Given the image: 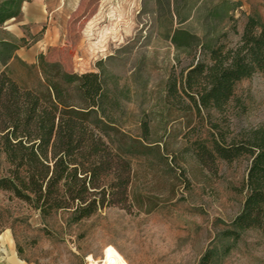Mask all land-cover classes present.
I'll use <instances>...</instances> for the list:
<instances>
[{"label": "rangeland", "instance_id": "374dc122", "mask_svg": "<svg viewBox=\"0 0 264 264\" xmlns=\"http://www.w3.org/2000/svg\"><path fill=\"white\" fill-rule=\"evenodd\" d=\"M22 7L26 15L0 26V42L40 58L52 28L61 44L46 60L78 75L104 70L121 103L117 125L136 139L147 125L149 148L130 155V212L107 208L81 222L69 212L43 218L0 190V234L11 232L32 264H91L110 250L122 264H201L208 252L214 264H264L261 232L246 231L236 244L223 237L246 199L250 158L218 160L209 169L196 156L201 144L239 142L264 126V74L239 82L222 112L198 113L181 91L169 95L170 84L180 90L192 66L212 64L203 43L233 49L250 18L264 25V0H27ZM177 30L193 37L180 50L171 41ZM12 69L17 77L26 73ZM8 168L0 151V179Z\"/></svg>", "mask_w": 264, "mask_h": 264}, {"label": "trees", "instance_id": "16d2710c", "mask_svg": "<svg viewBox=\"0 0 264 264\" xmlns=\"http://www.w3.org/2000/svg\"><path fill=\"white\" fill-rule=\"evenodd\" d=\"M26 1H5L0 26L19 17ZM191 39L188 32L177 30L171 41L180 50ZM0 47V151L9 166L0 190L29 204L43 218L69 212L81 222L107 208L130 212L134 177L130 155L148 150L149 130L144 125L143 137L136 139L117 125L113 114L121 103L107 88L104 70L69 73L44 56L37 64H28L17 56L21 46L3 40ZM202 48L209 51L212 64L197 63L180 90L176 82L169 87L171 97L184 94L198 113L222 112L239 82L264 74V25L255 18L248 20L236 48L204 43ZM14 65L25 75L17 77ZM196 156L209 169L218 160L231 164L250 158L246 199L223 237L236 244L249 230L264 235V126L239 142L228 144L221 138L213 140L212 148L201 144ZM214 259V252H208L201 264H214Z\"/></svg>", "mask_w": 264, "mask_h": 264}, {"label": "crops", "instance_id": "0c3cea01", "mask_svg": "<svg viewBox=\"0 0 264 264\" xmlns=\"http://www.w3.org/2000/svg\"><path fill=\"white\" fill-rule=\"evenodd\" d=\"M26 2L23 3V5ZM24 7H22L21 9V14L20 15H26L24 14ZM49 33H50V38H49V34L48 36H45V39L43 40V45H45V47L47 45H49L48 50H46L43 53V56H46L48 51L56 46H59L61 43V41H59L58 37H54L53 35V30L52 28L49 29ZM48 38V39H47ZM44 50V48H43ZM23 51V49H20L17 52V56L23 60L24 62L28 63V64H37L39 57H37L36 54H33L32 52H27L25 53V51L23 52V56H21L20 52ZM0 264H32L30 262H28L27 260H25L23 258V256L21 255L17 244L15 242V239L12 235L11 232L6 231L0 234Z\"/></svg>", "mask_w": 264, "mask_h": 264}, {"label": "bare ground", "instance_id": "6f19581e", "mask_svg": "<svg viewBox=\"0 0 264 264\" xmlns=\"http://www.w3.org/2000/svg\"><path fill=\"white\" fill-rule=\"evenodd\" d=\"M91 264H122L119 255L115 251H108L104 259L93 261Z\"/></svg>", "mask_w": 264, "mask_h": 264}]
</instances>
